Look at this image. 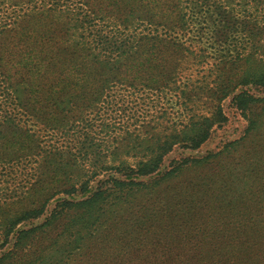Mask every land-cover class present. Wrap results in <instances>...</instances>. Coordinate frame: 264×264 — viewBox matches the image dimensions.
Instances as JSON below:
<instances>
[{"label": "trees", "instance_id": "trees-1", "mask_svg": "<svg viewBox=\"0 0 264 264\" xmlns=\"http://www.w3.org/2000/svg\"><path fill=\"white\" fill-rule=\"evenodd\" d=\"M17 44L28 57L91 63L72 68V59L58 58L34 74L25 57L1 52ZM193 66L196 75L188 73ZM60 68L68 69L63 83ZM77 69L86 73L81 83L71 78ZM227 99L246 121L245 133L264 125V0H0V199L7 201L4 185L17 178L33 187L60 149L66 156L76 142L79 154L58 167L71 170L72 188L89 199H62L58 213L99 210L108 189L121 191L135 183L127 179L168 167L177 148L205 145L228 121ZM200 161L174 160L180 167ZM169 166L168 174L175 171ZM107 170L121 176L99 180L91 195V178ZM1 200L0 250L27 240L33 229L17 225L43 212L28 205L12 216ZM79 219L67 230L88 225Z\"/></svg>", "mask_w": 264, "mask_h": 264}, {"label": "rangeland", "instance_id": "rangeland-1", "mask_svg": "<svg viewBox=\"0 0 264 264\" xmlns=\"http://www.w3.org/2000/svg\"><path fill=\"white\" fill-rule=\"evenodd\" d=\"M12 34L8 41L13 44L19 33ZM17 45L18 49L7 45L1 52H12L7 54L16 57L14 61L18 55L25 57V63H33L29 70L34 74L48 60L72 59V68L85 60L76 56L28 57L26 47ZM12 68L21 66L13 64ZM67 70L56 71L60 83ZM188 73L196 75V68L193 66ZM70 74L76 82L86 79L82 69ZM229 104L227 99L224 106L228 121L214 130L205 145L197 150L177 148L166 158L168 167L127 179L135 183L129 182L121 191L112 193L108 189L99 210L82 214L85 206L73 208L69 214L58 213L62 199L80 204L89 199L72 188L71 170L64 172L58 167L66 158L79 154L76 142L74 147L64 148L66 156L60 149L50 164L46 162L33 187L20 178L6 183L10 194L7 201L0 200L1 205L7 203L12 216L28 205L43 208V212L17 225L33 232L17 246L13 239L8 248L0 250L2 264H264V125L245 133L246 121ZM261 111V107L255 109L256 113ZM37 122L36 127L43 125ZM76 123L74 127L81 125ZM13 127L9 124L5 131ZM20 139L15 143L17 149L25 143ZM6 144L10 146L9 142ZM183 158L201 161L181 167L174 162ZM172 162L175 171L168 174ZM110 174L121 176L118 171L107 170L91 178V195L96 183ZM34 187L36 192L26 195ZM77 219L88 225H81L79 231L72 227L67 230ZM2 241L0 238V244ZM42 252L47 256H41ZM62 254L64 258L59 260Z\"/></svg>", "mask_w": 264, "mask_h": 264}]
</instances>
